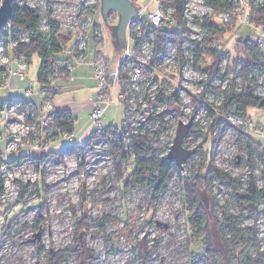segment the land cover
<instances>
[{"label": "rangeland", "instance_id": "374dc122", "mask_svg": "<svg viewBox=\"0 0 264 264\" xmlns=\"http://www.w3.org/2000/svg\"><path fill=\"white\" fill-rule=\"evenodd\" d=\"M213 1L184 0L187 31L180 43L183 65L179 66L175 43L166 41L162 56L150 65L152 79L139 83L134 81L135 74L152 59V34L146 28L149 15L156 9L152 0H137L133 4L137 12L142 7L146 9L129 24L125 40L121 41L116 37L118 17L110 12L103 19L101 9L96 7L97 0H14L18 5L25 3L38 10L39 30L47 38L56 30L55 38L66 45L69 36L77 35V28L82 41L93 36L94 42L92 37L88 41L87 54L102 53L109 73L118 70L120 74L119 65H125L129 79L123 84L118 81V85H123L128 96L126 108L113 100L102 116V127L118 131L123 128L116 142H121L122 152L127 153L123 158L114 157L101 135H91L92 128L83 113L76 116L70 135H63L54 124L45 134L37 127L28 133L24 124L30 110L0 107V264H49L50 254L63 251L67 254L61 264H80L73 247L78 222L79 228L87 226L79 234V243L90 264H201L192 261L188 246L189 207L181 192V175L185 177L197 170L200 152H205L208 137L205 139L202 134L211 128L210 108L219 106L223 99L215 89L225 90L231 84L236 91L240 89L239 77L226 74V58L220 61L217 75L209 80L217 56L213 49L229 52L233 61L245 60L244 47L236 45L235 39L240 36L246 40L258 30L264 31L252 26L242 14L247 0H220L223 7L218 10L211 6ZM263 4L264 0L254 2L255 8ZM163 11L170 20L172 9ZM16 34L17 40L26 39L25 33ZM215 35L220 43L208 46V39ZM261 37L260 51L264 56V32ZM255 51L250 45L248 54L253 56ZM40 64L39 57L33 55L19 86L0 89V103L23 98L30 90L27 99L39 105ZM249 76L254 79V95L264 98V74L252 71ZM160 89L164 99L160 106H155L151 102ZM86 95V91L77 94L59 89L52 102L59 110L60 101L82 105ZM174 95L176 109L169 106V102L175 101ZM248 113L250 122L230 113L226 125L211 133L214 142L209 149L211 163L236 180L239 192L245 191L250 181L257 190H264V160L246 150L242 137L250 136L264 150V111L250 109ZM178 121L190 122L196 129V133H188L184 138L183 148L192 149L198 144L201 147L160 186L159 172L165 165L163 159ZM131 135L146 137L144 152L150 151L148 160L156 162L138 179L129 177L134 166L129 152ZM89 137L86 151L78 153L72 147L73 143L83 145ZM23 149L30 151L24 153ZM19 157L22 158L15 163L9 162L10 158ZM210 186L215 198H211L205 185L199 189V197L201 204L207 206L212 246L220 247L215 222L223 214L241 217L239 228L245 236L249 235L248 228H254L260 250L264 251V199L257 206V216L251 217L240 210L228 184L212 179ZM213 204L223 213H213ZM250 256H255V252L251 251Z\"/></svg>", "mask_w": 264, "mask_h": 264}, {"label": "trees", "instance_id": "16d2710c", "mask_svg": "<svg viewBox=\"0 0 264 264\" xmlns=\"http://www.w3.org/2000/svg\"><path fill=\"white\" fill-rule=\"evenodd\" d=\"M24 1V0H21ZM97 6L100 8V0H97ZM132 4H135L137 0H130ZM251 4V8L247 14L248 21L250 24L256 28H261L264 30V4L260 7L255 8V0H248ZM171 6L174 8L173 12V24L172 26L164 30L162 28H154L149 25L147 30L152 34V61L159 58L162 55L164 44L167 40L172 41L176 45L177 50V59L179 66L183 65L182 52L180 48L182 35L187 31L186 29V19L183 15V0H169L165 3V8ZM211 6L215 9H221L223 6L220 4V0H214L211 3ZM41 17L38 13V10L35 8H30L25 3L18 5L17 3L13 4L12 15L9 21L10 27L13 31L22 32L27 35V42L18 43L16 47L9 51V57L23 59L28 64L33 55H37L40 59V69L38 73V84L40 86V91L47 90L48 93L54 97L56 91L53 86L49 87V79L52 76L53 68L58 63H63L67 61L70 57L64 52L68 51L71 47V44L75 41L77 35H71L68 38V44H66L63 51H61L57 45L58 40L55 38L56 30L48 38L40 32ZM214 26V25H213ZM146 32L143 29V32ZM218 36L220 34H217ZM93 36L87 38V43L89 39ZM220 43L219 39L211 37L207 41L208 46H213L215 43ZM235 44L244 47V53L247 54L245 60L238 58L233 61L230 58V54L227 51H219L213 49L216 53L214 58L213 66L210 68L209 80L217 75L220 61L224 58L227 59L226 74L233 75L234 77H239L240 79V89L235 90V87L231 84L225 90L215 89L217 93H221L223 96L222 102L219 106L211 107V115L213 116V121L211 123V128L207 133L202 134L203 137L207 139L203 150L200 152V160L197 167V170H191L190 173H186L185 177L181 175L180 185L181 192L184 198V201L189 207L188 211V221H187V230L189 234L188 246H190L192 252V261L200 262L201 264H264V251L260 250L257 233L254 228H248V236L244 235V230L239 228L241 217L234 216H224L223 210L213 204V213L221 212V219H217L216 229L218 238L220 241L219 249H215L211 244L210 231L208 225L209 214L205 209L207 206L204 203L203 205L200 202L199 189L202 185H205L210 193L212 199L215 198L211 194L209 188L210 181L212 179L219 180L223 183L228 184L233 189V196L236 200V203L242 212L250 215L251 217H256L258 210L257 206L261 199H264V190H257L252 181L249 182L247 188L243 192H239L236 188V180L231 178L229 174L223 172L214 166L210 161L209 149H211L214 138L211 137V133L215 128L221 130L227 123V117L230 113H234L242 116L246 121L250 122V115L248 111L250 109L264 111V98L258 97L253 93L254 79L250 78L249 74L252 71L260 72L264 74V56L261 54L260 47L252 45L248 38L245 40L243 37H237L235 39ZM250 45L256 51L254 55L248 54L250 50ZM214 47V46H213ZM233 64V65H230ZM124 64L119 66L120 72L122 74L121 81L125 82L128 77L126 72L122 69ZM61 77H66L67 72L61 70ZM173 98L175 101L169 102L171 108L176 109L177 96L174 95ZM164 99V93L160 89L156 98L151 102L155 106H160ZM126 100L124 101V110ZM23 110H30L31 115L25 116V124L29 126H35L40 131H43L44 134L49 129V126L44 128L41 125V120L44 116L41 105H36L34 102L27 98L12 99L4 103H0V107L9 108L12 106L18 105ZM54 124L61 133L71 134L73 132L74 120L69 111H57L55 113L54 121L51 125ZM123 128L120 131L116 129L109 128L104 130V133L101 135L104 138L108 145L109 149L112 152L114 157L120 155L121 158L126 156L127 151H123V145L121 142H116V139L120 136ZM111 133L113 135L111 136ZM196 133V129L191 127L189 130V135ZM91 135H94L91 133ZM218 135V134H217ZM153 136L148 138L152 139ZM245 138L246 150L250 152L257 153L262 160H264V150L262 146L247 135H242ZM132 147L129 149L130 157L133 162V169L130 172V179L135 177L136 179L142 178L145 176V173H148L149 168H154L156 162L148 160L151 155L150 151L144 152V144L148 142L146 137H137L134 135L130 136ZM216 139V138H215ZM90 137L85 141L83 145H77L75 143L71 144L72 147L79 153L84 152L88 149V143ZM213 141V142H212ZM24 153H28L27 149H23ZM50 156H54L50 152ZM19 158H10V163H15ZM143 159V161L141 160ZM164 166L161 167L159 172V185L162 186L165 180L170 176L172 171H178V168L173 162L168 161L166 158L163 159ZM41 186V182H39ZM126 187V185H124ZM43 188V187H42ZM78 228L75 233V245L74 250L76 252V257L79 259L80 264H90V259H85L86 252L85 249H82L83 246L79 243V237L87 226L79 228V222L77 224ZM80 249V250H79ZM254 251L255 256L251 257L250 252ZM64 254H67L65 251L56 252L50 254L48 258L49 264H61V259Z\"/></svg>", "mask_w": 264, "mask_h": 264}, {"label": "built area", "instance_id": "2783aa9c", "mask_svg": "<svg viewBox=\"0 0 264 264\" xmlns=\"http://www.w3.org/2000/svg\"><path fill=\"white\" fill-rule=\"evenodd\" d=\"M168 1L169 0H152V2L154 3V7H156V9L149 15V25L153 26L154 28H162L164 30H167L172 25L173 23L172 16H173L174 8L171 6L165 8V3H167ZM250 8H251V4L247 0L246 6L242 8V14L245 13L246 16L245 18H247V14ZM144 9H146V7H142L141 10L143 11ZM167 9H172V16L170 20H167V18H165L163 15L164 12L163 10H167ZM141 10L140 12L136 11L137 13L132 18L130 23L142 14ZM184 10H185V2L183 0V15H184ZM76 31H77V37L75 41L71 44L69 50L64 52L65 54H68L70 58L63 63H58L53 68L52 76L49 79L50 81L48 84L49 87L53 86L54 82L61 77L60 76L61 70H65L67 72V77L71 76L73 70V63L74 62L81 63L86 58L87 38L85 39V41H82L80 37H78L79 33L77 28H75V32ZM263 32L261 30H258L255 34H251L250 36H248L249 42L252 45L258 47L263 46L261 40L262 38L261 36L263 35ZM16 33L17 30L13 31L9 23L4 25L0 29V89L9 87V78L11 76H15L16 78L23 80L25 78V74L29 66V64L23 59L11 58L8 55L9 51L14 47H16L18 43L27 42L28 40L27 35L25 40H17L15 38L17 35ZM57 45L61 51H63L64 48L66 47L62 42L60 43L58 42ZM135 51H137L136 45L134 46V52ZM99 54H100L99 56L97 54L95 55V58L91 63L93 68V78L95 79L97 85V94L95 100L91 103V109L88 115L89 127L92 128V133L96 135H102L104 133V129L102 127V116L105 112L106 107H108L113 100H117L118 102L121 103H124V101L126 100L127 103L128 96L125 95L126 92L124 90L123 85L120 86L118 85V81H120L121 84H123L129 79L128 78L125 82L121 81L122 74L121 72L119 74L118 70H116V72H114L113 74L109 73L107 60L105 56L102 53ZM150 65L151 64L148 63V65H145V67H140L139 71L134 76V81L139 83L149 82L154 75ZM122 70L124 71V68ZM114 94H115V98H114ZM30 95H31L30 90H26L24 94V98L30 97ZM39 99H40V105L42 111L44 113V116L41 120V125L42 127L46 128L54 121L55 113L57 112V110L55 109L52 102L53 97H50L47 90H43L39 92ZM16 106L20 108L19 104ZM9 108H4V109H9ZM27 115L32 116V113ZM24 125H25V130L28 133L29 130L36 129L35 126H29L26 124ZM63 135H67V134L64 132Z\"/></svg>", "mask_w": 264, "mask_h": 264}, {"label": "water", "instance_id": "95a60500", "mask_svg": "<svg viewBox=\"0 0 264 264\" xmlns=\"http://www.w3.org/2000/svg\"><path fill=\"white\" fill-rule=\"evenodd\" d=\"M14 0H1L0 3V29L9 23L12 15ZM100 9L102 18L105 19L107 14L114 12L118 16L116 26V37L119 41L125 40L126 28L132 18L136 15V9L130 0H100ZM191 123L178 121L172 143L168 149L166 159L173 162L178 169L182 164L201 147L198 144L192 149H185L182 146L184 138L188 135Z\"/></svg>", "mask_w": 264, "mask_h": 264}, {"label": "crops", "instance_id": "0c3cea01", "mask_svg": "<svg viewBox=\"0 0 264 264\" xmlns=\"http://www.w3.org/2000/svg\"><path fill=\"white\" fill-rule=\"evenodd\" d=\"M88 55L89 54L86 55V58L81 63H73V70L71 76L60 77L53 84L56 93L59 89H70L71 92L77 94H79V91L87 92L86 102L82 105H79V103L71 104L68 100L60 101L58 104L60 108L57 111H69L73 117L74 123L76 120V116L79 115V113L85 114L88 120V115L91 109V103L95 100L97 94V85L95 79L93 78V68L91 65L95 56L94 53L90 54V57L87 59ZM21 81L22 80L16 78L15 76H11L9 78V87H18ZM62 81H65L64 84L61 83Z\"/></svg>", "mask_w": 264, "mask_h": 264}, {"label": "flooded vegetation", "instance_id": "af4514ba", "mask_svg": "<svg viewBox=\"0 0 264 264\" xmlns=\"http://www.w3.org/2000/svg\"><path fill=\"white\" fill-rule=\"evenodd\" d=\"M116 16H117V14L116 13H114ZM118 17V16H117Z\"/></svg>", "mask_w": 264, "mask_h": 264}]
</instances>
